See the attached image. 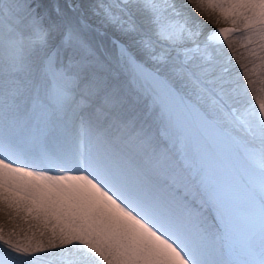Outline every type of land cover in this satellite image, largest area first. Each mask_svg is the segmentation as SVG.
<instances>
[{
    "label": "snow or ice",
    "instance_id": "6c2138e0",
    "mask_svg": "<svg viewBox=\"0 0 264 264\" xmlns=\"http://www.w3.org/2000/svg\"><path fill=\"white\" fill-rule=\"evenodd\" d=\"M0 214V264H264V0H0Z\"/></svg>",
    "mask_w": 264,
    "mask_h": 264
},
{
    "label": "bare ground",
    "instance_id": "6f19581e",
    "mask_svg": "<svg viewBox=\"0 0 264 264\" xmlns=\"http://www.w3.org/2000/svg\"><path fill=\"white\" fill-rule=\"evenodd\" d=\"M193 15H195L196 19L200 20L205 25V30H214L217 27L213 19L196 13H193ZM0 224H5L6 227H11V225L6 224V220L2 214H0Z\"/></svg>",
    "mask_w": 264,
    "mask_h": 264
}]
</instances>
